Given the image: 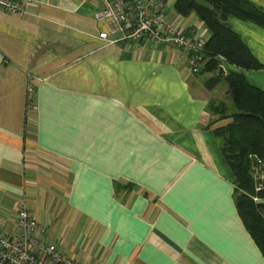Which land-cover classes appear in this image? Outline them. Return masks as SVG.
<instances>
[{"label": "crops", "instance_id": "1", "mask_svg": "<svg viewBox=\"0 0 264 264\" xmlns=\"http://www.w3.org/2000/svg\"><path fill=\"white\" fill-rule=\"evenodd\" d=\"M164 1L167 22L208 36ZM101 5L0 9V228L16 232L23 201L83 264H264L212 131L226 82L207 87L212 72H192L177 46L101 38ZM228 21L264 64V28ZM243 72L264 89V67Z\"/></svg>", "mask_w": 264, "mask_h": 264}, {"label": "trees", "instance_id": "2", "mask_svg": "<svg viewBox=\"0 0 264 264\" xmlns=\"http://www.w3.org/2000/svg\"><path fill=\"white\" fill-rule=\"evenodd\" d=\"M174 9L181 15L194 12L208 29L205 60L196 73L212 72L204 82L209 88L220 81L227 84L231 104L223 99L209 102L215 121L222 120L212 131L234 177L237 211L264 256V89L243 72L264 64L228 21L234 15L264 28V6L252 0H175ZM222 60L240 69L224 72Z\"/></svg>", "mask_w": 264, "mask_h": 264}, {"label": "built area", "instance_id": "3", "mask_svg": "<svg viewBox=\"0 0 264 264\" xmlns=\"http://www.w3.org/2000/svg\"><path fill=\"white\" fill-rule=\"evenodd\" d=\"M36 0H0V9L21 14L26 13ZM164 0H102L94 11V17L104 26L99 36L107 41L127 39L130 41L149 40L182 49L192 72H197L205 60L203 51L204 35L187 32L184 28L165 19ZM120 33L118 37H110ZM221 62V69L226 72ZM27 85V95L32 92ZM33 100L27 96V105ZM16 232L9 233L0 228V264H83L72 257L57 243L49 239L45 226L30 211L25 202L16 210Z\"/></svg>", "mask_w": 264, "mask_h": 264}, {"label": "rangeland", "instance_id": "4", "mask_svg": "<svg viewBox=\"0 0 264 264\" xmlns=\"http://www.w3.org/2000/svg\"><path fill=\"white\" fill-rule=\"evenodd\" d=\"M223 93H224V91L223 90H221V92H220V96L221 95H223ZM228 98V97H227ZM228 101L230 100L229 98L227 99ZM231 101V100H230ZM231 103V102H230Z\"/></svg>", "mask_w": 264, "mask_h": 264}]
</instances>
